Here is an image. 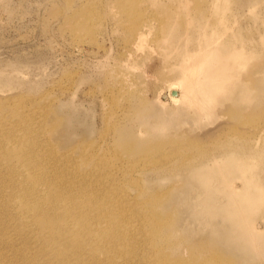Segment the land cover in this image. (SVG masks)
<instances>
[{
    "label": "rangeland",
    "instance_id": "1",
    "mask_svg": "<svg viewBox=\"0 0 264 264\" xmlns=\"http://www.w3.org/2000/svg\"><path fill=\"white\" fill-rule=\"evenodd\" d=\"M214 70L205 104L187 85ZM0 128L49 203L73 185L86 194L103 229L79 246L86 263L264 264V0H0ZM1 161L5 210L24 181ZM205 169H238V199L261 196L246 224L224 215V181L202 186ZM5 214L0 264L22 263L24 219L14 229Z\"/></svg>",
    "mask_w": 264,
    "mask_h": 264
},
{
    "label": "bare ground",
    "instance_id": "2",
    "mask_svg": "<svg viewBox=\"0 0 264 264\" xmlns=\"http://www.w3.org/2000/svg\"><path fill=\"white\" fill-rule=\"evenodd\" d=\"M136 39H141V32L136 36ZM222 47H224V45H222ZM210 48L211 49L208 51L209 56L214 53L216 54L217 49L214 47ZM228 55L223 58L218 57V60L215 58L216 62L219 63V71L230 72V67L232 66L226 60ZM212 62L213 61H211V63ZM220 75V72L214 70V72H212V77L209 76L211 78L207 80V82H189L190 84H188L187 87L191 88V85L196 87L194 91L199 95L200 101L206 104L208 100L215 97L218 90H220V82H218V77ZM179 88H182L179 83L170 84L168 87V94L165 98L169 97L173 102H177L180 98ZM26 149L27 148L23 146L17 149H11L10 144L6 142V140L0 141V161L1 159H6V161L7 159H13L14 161L10 165V167H12V173L16 171L17 175L21 176V179L24 181L20 186L16 204H6L4 206L5 210L1 209L3 206L0 204V213H6L3 218H6L7 226L13 223L15 226L14 229H16L20 226L22 218L24 219V223L19 231L20 241L22 242V247L27 250V256L22 258V263L15 264H42V258L44 259V264H88L86 260H83L85 257L83 253L84 250L79 246H86L87 242L96 239L94 231H103L101 221L94 220L92 216L88 218V214L85 211L86 202L84 200L86 194L75 185L71 186L65 195H60L55 198L53 203H49L50 195L48 193V187L41 188L40 181L36 179L37 175L33 172H29L25 168ZM1 162L7 164V162L4 163V160ZM242 167L245 169V166ZM205 171L206 172L200 174L198 178L203 187H208V183H211L216 178H219L226 184L225 192L228 210H225L224 215L240 222V224H246L248 218L244 217L245 213L251 208H257L259 206L261 196L251 192L249 198L244 199L242 197L238 199L241 190L232 188L228 183L230 176L235 175L238 169L226 172V177L221 176L219 173L221 170L219 169H205ZM0 185H4L1 191H5L7 182L1 181ZM7 187L11 189V185ZM18 188L19 186H14L15 190ZM247 189H249V187ZM214 193H216L215 190ZM214 193H207L205 196L207 197L206 203L210 208L209 214L212 217H216L219 214V210L214 203L215 200H213ZM23 209H26V211L23 212ZM15 211L16 213H14ZM60 212H62V214L58 215ZM80 233L82 234L79 238L70 241L71 237L75 238ZM15 237L14 235V239L8 237L7 241L13 242ZM18 237L19 235L17 236V240H19ZM20 241H18V243H20ZM7 248L9 247L7 246ZM38 253L42 258L37 257L36 254ZM4 259H7V255ZM4 264H6V262Z\"/></svg>",
    "mask_w": 264,
    "mask_h": 264
}]
</instances>
